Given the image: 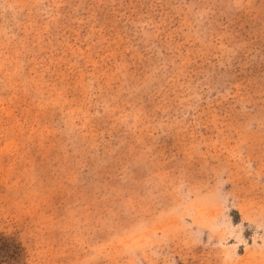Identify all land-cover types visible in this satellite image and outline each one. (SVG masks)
<instances>
[{"label": "rangeland", "instance_id": "1", "mask_svg": "<svg viewBox=\"0 0 264 264\" xmlns=\"http://www.w3.org/2000/svg\"><path fill=\"white\" fill-rule=\"evenodd\" d=\"M0 264H264V0H0Z\"/></svg>", "mask_w": 264, "mask_h": 264}]
</instances>
